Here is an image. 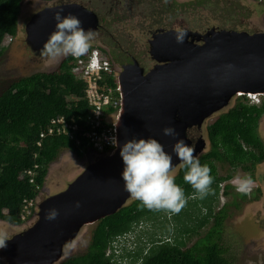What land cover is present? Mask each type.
<instances>
[{
  "label": "water",
  "instance_id": "obj_1",
  "mask_svg": "<svg viewBox=\"0 0 264 264\" xmlns=\"http://www.w3.org/2000/svg\"><path fill=\"white\" fill-rule=\"evenodd\" d=\"M61 9L62 15H76L85 30L96 29V14L84 6L49 7L26 26L33 48H43L55 30L54 14ZM179 35H183L182 42L177 39ZM196 35L200 38L195 39ZM201 38L203 43L195 42ZM150 43L156 65L146 73L135 65L119 76L123 105L117 150L89 165L66 191L40 202L38 222L7 241L4 251L9 264L58 262L64 246L85 225L126 205L131 196L124 189L120 146L127 140L156 138L172 155L175 169L181 162L172 146L178 139L192 145L190 128L201 127L208 116L228 107L238 95L264 93V33L223 30L202 35L186 29L169 30L154 36ZM169 125L175 127L178 136L163 134ZM198 153L195 147L194 154ZM51 209L58 210V217L47 220L45 214Z\"/></svg>",
  "mask_w": 264,
  "mask_h": 264
},
{
  "label": "trees",
  "instance_id": "obj_2",
  "mask_svg": "<svg viewBox=\"0 0 264 264\" xmlns=\"http://www.w3.org/2000/svg\"><path fill=\"white\" fill-rule=\"evenodd\" d=\"M23 1L0 0V61L8 48L2 45L3 39L6 35L15 36L18 33ZM169 28L171 26L164 29ZM106 81L109 86L116 85L113 77ZM3 85L1 82L0 219L20 225L22 222L18 213L22 200L37 195L27 178L20 177L21 171L33 166V151H39L40 154V181L61 151L72 150L80 156L84 154L67 136L46 139L42 149L36 147L35 138L49 119L59 115L74 116L80 124H84L90 108L87 101L83 100L85 84L75 80L69 59L62 62L58 72H37L14 79L5 88ZM68 95H72V99ZM237 99L234 106L219 111L217 118L207 127L211 148L199 160L202 165L207 164L211 168V175L214 177L211 187L214 193L203 200L189 199L187 206L181 211L188 215L189 224L195 226L187 224L182 229L181 226L178 227V232L168 240H154L151 237V245L147 250L140 248L132 255L135 264H233L224 247L214 240L217 231L223 227V212L216 216L215 227L211 228L202 242L199 240L187 248V238L199 235L200 229L206 226L211 217H215V202L219 199L221 184L227 180L225 176L219 175L216 162L234 168L243 165L251 172L253 165L264 161V142L258 131L264 116V103L250 104L245 96ZM178 170L175 182L184 189L186 196H191L194 189L183 179L186 169L179 167ZM250 176L254 182L257 180L253 175ZM4 210H8L6 216L3 214ZM162 213L166 212L149 210L134 200L97 223L87 252L66 258L60 264H121L119 256L114 253L107 255V249L119 237L136 232L135 229L142 221H151ZM171 215L178 221L179 214ZM162 233L167 235L170 231ZM124 252L128 254L129 250L124 248Z\"/></svg>",
  "mask_w": 264,
  "mask_h": 264
},
{
  "label": "rangeland",
  "instance_id": "obj_3",
  "mask_svg": "<svg viewBox=\"0 0 264 264\" xmlns=\"http://www.w3.org/2000/svg\"><path fill=\"white\" fill-rule=\"evenodd\" d=\"M61 1L63 0L23 1L19 16L20 31L18 35L14 36V39L11 37L12 40L8 38L5 41L8 48L0 61V83H4V88L7 87L8 82L14 79L28 77L37 72L46 74L58 72L63 60L67 58V56L56 60L44 58L41 55L42 47L35 49L28 41L27 24L31 22L35 15L49 7L67 4L89 5V8L97 16L98 25H103L97 31L95 41L109 46L111 42L108 37H112L116 43V46H114L115 53H128L142 59L145 52L149 53L151 50V46L149 48L150 34L156 28L172 26L199 32L202 35L214 26L226 28L237 24H240L241 29L249 32L264 30V11L260 7L264 8V3L260 0H205L202 4L198 3L199 0ZM156 32L153 34H156ZM198 42L203 43V40ZM144 64L148 67L147 71H149L155 63L149 59L145 61L144 58ZM67 97L72 99V95ZM237 101L238 99L234 97L229 106H233ZM228 107L225 109H228ZM218 113L219 111L205 119L201 126L204 132L206 127L217 118ZM198 129L200 130V128ZM258 131L264 140V118ZM206 138L208 140L207 136ZM209 149L206 148L207 151L200 153L199 157H203ZM97 160V155L92 150L82 156L72 150L61 151L56 160L50 163L45 174L46 180L44 184L42 183L43 199L66 191L69 185ZM216 163L219 167V175L225 176L227 180L222 183L219 199L215 202V217H211L206 226L200 229L199 235L187 238V248L193 246L199 240L202 242V239L211 228L215 227L216 216L223 212L222 214L225 215L223 227L217 231L214 240L224 247L233 264H264V161L258 165H253L251 172L246 170L243 165L234 168L222 162ZM247 165H250V163ZM178 169L179 167L173 169L175 175H177ZM238 175H253L257 179L250 193L245 196L236 190L234 179ZM132 201L134 199L131 197L125 204H130ZM38 203L40 204L39 201ZM36 211L37 209L34 212ZM5 212L7 210L3 212L6 216ZM203 212H205L204 209ZM162 215L163 217H160ZM177 219L179 223L173 219L170 213H162L157 217H153L151 222L144 223L141 227L139 225L134 234L123 239H127L125 244H122L123 241L116 243L115 249L126 245L125 247L129 250V253L124 252L123 248L117 250L114 253L115 256H119L121 264H135L132 255L140 248L147 250L151 245L149 240L151 237L154 240H168L178 232V227L181 226L182 229L187 224L195 226V224H189L190 219L184 211L179 213ZM37 220L35 217L30 223H36ZM97 223L85 225L73 242L65 245L62 251L63 256L59 261L87 252ZM26 228H28L27 225H14L6 219H0V230L6 231L12 238L24 232ZM164 231L168 233L170 231V233L166 235L162 233ZM0 262L9 264L4 250L0 252Z\"/></svg>",
  "mask_w": 264,
  "mask_h": 264
},
{
  "label": "clouds",
  "instance_id": "obj_4",
  "mask_svg": "<svg viewBox=\"0 0 264 264\" xmlns=\"http://www.w3.org/2000/svg\"><path fill=\"white\" fill-rule=\"evenodd\" d=\"M61 13L62 9L54 14V19L56 20L55 30L49 35L48 40L43 45L41 50L42 57L50 60H56L67 56L66 59H69L71 62V56L74 58H80L86 55L89 50L94 49H98L101 56H104L98 47H92L93 41L97 37V32L91 28L85 30L82 26V21L76 15L71 13L62 15ZM19 31L18 23V32ZM11 37L14 39V36L6 35L2 41V45L8 46L5 41L8 38L11 39ZM177 39L182 42L183 35H179ZM247 94H241L238 95V97L245 96L246 100L249 102ZM162 131L165 136H178V132L172 125L164 127ZM112 144L113 146H118V142L115 137L112 138ZM172 151L177 155L179 161L181 162L179 167L186 169L183 179L185 183L189 184L194 189V193L191 196H186L184 189L175 182L172 155L165 150L164 145L156 138H133L127 140L122 146H120V156L122 157L124 163L122 172L124 189L134 200L139 201L142 207L152 211H164L170 214H179L187 206L189 199L203 200L207 196L214 193V190L211 187L214 183V177L211 175V168L207 164L202 165L200 163V160L198 159L200 158L199 155L196 156L194 154L195 146L186 144L183 139H178L172 146ZM41 169L42 166L39 169V176L37 178V183L40 186L39 189H36V186L30 183L29 178H23H27V182L34 187L35 191H37V195L35 197L42 203L50 196L43 199L44 194L42 195V190L46 177L44 175L43 180L40 181L42 178ZM23 171L20 172V177ZM234 184L239 193L246 195L250 193L254 185V181L251 176L238 175L234 179ZM39 205L36 215L30 219L22 220L20 212L18 213L22 222L21 225L24 224L28 227L24 232L32 228L38 222L40 212ZM5 213L7 215L8 210ZM58 214V210L51 209L46 212L45 219L54 220L58 217ZM35 217L38 219L36 223H30V221ZM149 222L151 221H142L139 225L141 227L144 223L147 224ZM135 230H137V228ZM134 233L135 232L119 237V239L113 242L107 249L109 250L107 255L117 252H112V250H122L123 248H126V245H123L124 247L115 249L116 243L123 241L122 244H125L127 239H123ZM11 238L12 237H10L6 231L0 230V252L5 250L8 245L7 241ZM61 261L55 262L54 264H60ZM0 264H2V262H0Z\"/></svg>",
  "mask_w": 264,
  "mask_h": 264
},
{
  "label": "built area",
  "instance_id": "obj_5",
  "mask_svg": "<svg viewBox=\"0 0 264 264\" xmlns=\"http://www.w3.org/2000/svg\"><path fill=\"white\" fill-rule=\"evenodd\" d=\"M70 67L76 81H83L85 84L83 100L87 101L90 113L84 124H80L74 116L59 115L49 119L35 138V145L42 149L46 139L67 136L74 142L75 147L84 153L92 150L97 159L110 157L118 148L112 144L113 137L119 145L118 123L123 105V87L118 83L119 74L112 68L109 59L101 56L98 49L89 50L80 58L71 56ZM110 77L116 80L115 86L107 84L106 80ZM247 96L249 102L253 104L264 103V93H249ZM33 152L34 165L30 169H25L21 177L29 178L30 183L39 189L37 178L41 167L38 162L40 154L39 151ZM36 209H38L36 197L24 198L19 210L21 219L32 218L37 213L34 212Z\"/></svg>",
  "mask_w": 264,
  "mask_h": 264
},
{
  "label": "flooded vegetation",
  "instance_id": "obj_6",
  "mask_svg": "<svg viewBox=\"0 0 264 264\" xmlns=\"http://www.w3.org/2000/svg\"><path fill=\"white\" fill-rule=\"evenodd\" d=\"M204 1L205 0H199V4H202V3H204ZM61 2H66V1H61ZM262 2V1H261ZM58 3V2H57ZM264 3V2H263ZM258 5H260V4H258ZM85 8H87V9H89V10H91L90 8H89V5H87L86 4V6H84ZM261 7V9L264 11V8L262 7V6H260ZM92 11V10H91ZM93 13H94V11H92ZM101 27H103V25L102 24H99L97 27H96V29H95V31L97 32V31H99L100 30V28ZM183 29H185V28H183ZM183 29H179L178 27H172L171 26V28H169V29H164V28H156V30H153V31H151L152 33L150 34V39H149V48H150V46H151V43H150V41L151 40H153L154 38V36H156V34L158 35V34H160V33H162L163 31H169V30H183ZM223 30H226V31H239V32H247V33H249V34H256V33H264V30H255L254 32H249V31H247V30H244V29H241L240 28V24H237L236 26H227L226 28H220V27H216V26H214V27H212V29L211 30H208L207 31V33L208 32H210V31H223ZM157 31V32H156ZM191 31V30H190ZM156 32V34H153V33H155ZM192 32V31H191ZM196 33H199V32H196ZM206 33V34H207ZM152 34H153V37H152ZM200 34H202V33H200ZM203 35H205V33L203 34ZM97 38V37H96ZM108 39L110 40V42H111V44L109 45V46H105V45H102V44H100V43H98L97 41H93V46L92 47H98L100 50H101V52H102V54L104 55V56H106L109 60H110V62H111V66H112V68L116 71V72H118V74H121L126 68L127 69H130L131 67H133V66H135V65H138L139 67H141L144 71H145V73L146 72H148L147 71V69H148V67H146V65L144 64V58H145V61L146 60H151V62H153V63H155L154 64V66L156 65V63H157V61L153 58V56L151 55V53H150V51H149V53L148 52H145V56H144V58L142 59V58H137L136 56L134 57V56H132V54H128V53H115V51H114V46H116V43H115V41H114V39H112V37H108ZM101 40V39H100ZM202 40V39H201ZM97 44H96V43ZM195 42L196 43H198V41L197 40H195ZM66 60V58L63 60V61H65ZM153 66V67H154ZM236 98H241V96H236ZM230 104V103H229ZM234 106V105H233ZM230 107V106H229ZM228 107V108H229ZM227 108V107H226ZM225 109V108H224ZM223 109V110H224ZM263 118H264V116L262 117V119H261V121L263 120ZM261 123V122H260ZM208 127V126H207ZM207 127H206V131L204 132V130H202V127H192V128H190L189 130H188V138L191 140V142H192V145H194L195 147H197V148H199V153H198V155L200 154V153H202V152H205V151H207V150H205L206 148L208 149V148H211V145H210V141H209V139L207 140V138H206V136H207ZM198 128H200V130L198 129ZM260 134V133H259ZM261 135V134H260ZM208 137V136H207ZM262 137V136H261ZM262 140H263V138H262ZM263 142H264V140H263ZM201 148V149H200ZM203 150V151H202ZM210 150V149H209ZM207 153V152H206ZM204 154V153H203ZM259 163H261V162H258V163H256L257 165L259 164ZM255 164V165H256ZM254 167V166H253Z\"/></svg>",
  "mask_w": 264,
  "mask_h": 264
},
{
  "label": "bare ground",
  "instance_id": "obj_7",
  "mask_svg": "<svg viewBox=\"0 0 264 264\" xmlns=\"http://www.w3.org/2000/svg\"><path fill=\"white\" fill-rule=\"evenodd\" d=\"M194 38L196 39V38H200V36L199 35H196V36H194ZM192 39V38H191ZM190 39V40H191ZM202 39V38H201ZM197 41H199V40H197ZM250 94H253V93H250ZM199 149V148H198ZM200 151V150H199Z\"/></svg>",
  "mask_w": 264,
  "mask_h": 264
}]
</instances>
